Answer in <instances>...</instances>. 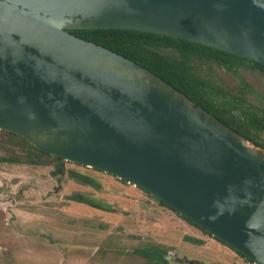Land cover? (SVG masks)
Segmentation results:
<instances>
[{"label": "water", "instance_id": "obj_1", "mask_svg": "<svg viewBox=\"0 0 264 264\" xmlns=\"http://www.w3.org/2000/svg\"><path fill=\"white\" fill-rule=\"evenodd\" d=\"M93 29L171 36L264 64V4L0 0V130L144 190L264 264V149L150 70L70 33Z\"/></svg>", "mask_w": 264, "mask_h": 264}, {"label": "rangeland", "instance_id": "obj_2", "mask_svg": "<svg viewBox=\"0 0 264 264\" xmlns=\"http://www.w3.org/2000/svg\"><path fill=\"white\" fill-rule=\"evenodd\" d=\"M217 76L233 93L241 80L262 91L255 75L222 70ZM66 168L94 178L101 189L53 176L52 167L0 162V264H143L135 250L149 246L164 247L168 260L181 264H250L140 188L92 168ZM77 193L100 208L69 199ZM185 235L204 243L186 242Z\"/></svg>", "mask_w": 264, "mask_h": 264}, {"label": "trees", "instance_id": "obj_3", "mask_svg": "<svg viewBox=\"0 0 264 264\" xmlns=\"http://www.w3.org/2000/svg\"><path fill=\"white\" fill-rule=\"evenodd\" d=\"M257 1L264 4V0ZM70 33L101 45L150 70L222 123L264 149V64L211 46L160 34L117 29L73 30ZM222 70L239 75L247 73L262 78V91L252 88L244 80L240 81L236 93L227 90L222 85V78L217 76L218 71ZM247 95H252V99ZM0 153L1 163L52 167L53 176L66 175L83 185L96 190L101 189V185L94 178L83 172L66 168V163L73 162L64 161L38 150L14 133L0 130ZM92 170L100 171L93 168ZM120 181L127 183L124 180ZM145 193L160 206L173 211L185 222L211 237L207 231L149 193ZM69 199L100 208L99 204L79 193L69 196ZM183 240L194 245L204 243L201 238L188 235H185ZM236 253L245 262L253 264L245 256ZM135 254L145 259L143 264H181L182 262L168 260V252L164 247L149 246L135 250Z\"/></svg>", "mask_w": 264, "mask_h": 264}, {"label": "crops", "instance_id": "obj_4", "mask_svg": "<svg viewBox=\"0 0 264 264\" xmlns=\"http://www.w3.org/2000/svg\"><path fill=\"white\" fill-rule=\"evenodd\" d=\"M202 239V238H201Z\"/></svg>", "mask_w": 264, "mask_h": 264}]
</instances>
